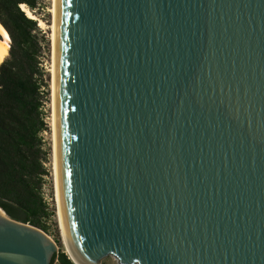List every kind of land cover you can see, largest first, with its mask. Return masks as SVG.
I'll return each instance as SVG.
<instances>
[{
	"label": "water",
	"instance_id": "95a60500",
	"mask_svg": "<svg viewBox=\"0 0 264 264\" xmlns=\"http://www.w3.org/2000/svg\"><path fill=\"white\" fill-rule=\"evenodd\" d=\"M55 104L79 264H264V0H57ZM59 250L0 208V264Z\"/></svg>",
	"mask_w": 264,
	"mask_h": 264
},
{
	"label": "trees",
	"instance_id": "16d2710c",
	"mask_svg": "<svg viewBox=\"0 0 264 264\" xmlns=\"http://www.w3.org/2000/svg\"><path fill=\"white\" fill-rule=\"evenodd\" d=\"M23 4L36 13L33 0H0V22L12 41L0 66V208L48 234L45 221L51 213L43 187L50 151L43 135L49 130L43 58L49 40L22 10ZM51 264L74 262L61 247Z\"/></svg>",
	"mask_w": 264,
	"mask_h": 264
},
{
	"label": "rangeland",
	"instance_id": "374dc122",
	"mask_svg": "<svg viewBox=\"0 0 264 264\" xmlns=\"http://www.w3.org/2000/svg\"><path fill=\"white\" fill-rule=\"evenodd\" d=\"M32 1V0H30ZM36 3V13L35 15L39 20H42L46 24V28L42 29L43 34H45V38L49 40L48 47H46V51L44 53L43 58V67L45 70V82L48 88H44V91L47 94L48 102L46 104L45 113H46V120L48 122L49 130L45 132V148L50 151L49 154V163L46 164L48 168L49 176L46 177V182L43 187V195L45 201L48 204V210L51 213V217L45 221L48 227V235L58 244L59 249H62L67 253V249L65 246V241L62 232V220L60 219V212L58 208V202L56 197V173L54 168V133H53V41H52V30L50 26L53 23V14L51 10L55 7V0H33ZM29 8V6L26 4ZM38 22V21H37ZM39 26V25H38ZM12 44V41H11ZM9 57V54L7 58ZM68 254V253H67ZM101 264H118L117 260L109 256L102 260Z\"/></svg>",
	"mask_w": 264,
	"mask_h": 264
},
{
	"label": "bare ground",
	"instance_id": "6f19581e",
	"mask_svg": "<svg viewBox=\"0 0 264 264\" xmlns=\"http://www.w3.org/2000/svg\"><path fill=\"white\" fill-rule=\"evenodd\" d=\"M21 8L30 19L38 21L40 28L45 29L47 27L46 24L42 20H39L37 16L35 15V13H33L25 4L21 5ZM51 12L54 17L53 23L50 26V29L52 30V41H53V51H54L53 52V69H52V73H53V85H52L53 96L52 97H53L54 168H55V173H56V197H57L58 208L60 212L59 214L61 217L58 171H57V156H56V104H55V44H56V25H57V0H55V7L51 10ZM10 48H11V37L9 33L7 32V30L4 28V26L2 25V23L0 22V66L7 58ZM62 232H63V228H62ZM63 237H64L65 246H66L68 255L70 256V258L75 260L73 254L68 248L64 232H63ZM77 264L79 263L77 262Z\"/></svg>",
	"mask_w": 264,
	"mask_h": 264
}]
</instances>
